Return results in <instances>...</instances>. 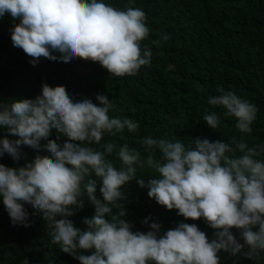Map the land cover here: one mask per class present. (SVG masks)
Segmentation results:
<instances>
[{
	"label": "clouds",
	"instance_id": "clouds-1",
	"mask_svg": "<svg viewBox=\"0 0 264 264\" xmlns=\"http://www.w3.org/2000/svg\"><path fill=\"white\" fill-rule=\"evenodd\" d=\"M5 13L18 21L10 29L13 46L32 57L33 65L40 57L65 65L79 57L123 76L151 63L152 50L141 43L151 29L139 7L122 9L106 0H0V18ZM168 39L169 34L162 35ZM217 92L208 104L225 108L240 132L251 133L257 106L222 86ZM95 100H76L63 87L43 83L34 99L0 102V130L18 137L0 135V157L7 153L21 159L20 145L48 154L19 167L0 163V202L14 226H32L26 205L31 206L46 220L52 241L80 264H220L222 250L251 259L264 253V143L249 146L235 137L232 144L200 137L185 143L146 136L143 155L127 144L119 147L117 167L109 158L114 143L93 145H100L105 133L136 132L139 123L110 116L113 103L106 94L98 93ZM203 120L211 129L221 124L216 111H207ZM53 133L59 134L57 140L67 139L42 148ZM145 168L155 173L147 183L137 176ZM133 179L158 204L186 219L203 218L215 238L187 222L160 234L161 224L149 223L150 217L143 221L150 230L133 231L122 218L121 203L126 198L122 187ZM83 196L95 212L84 218L82 231L69 217L83 208ZM113 206L122 210L113 212Z\"/></svg>",
	"mask_w": 264,
	"mask_h": 264
},
{
	"label": "trees",
	"instance_id": "trees-1",
	"mask_svg": "<svg viewBox=\"0 0 264 264\" xmlns=\"http://www.w3.org/2000/svg\"><path fill=\"white\" fill-rule=\"evenodd\" d=\"M122 9L139 7L146 13V24L151 31L142 40V47L152 50L151 63L141 66L134 75L116 76L109 73L99 62L77 57L70 65L40 57L33 65V59L22 48L11 41L10 29L14 21L9 13L0 18V102L10 103L12 99L32 98L41 94L43 83L52 87L61 86L74 99L91 98L94 103L98 93H104L112 100L109 115L129 117L138 121L136 132L127 129L115 135L105 133L100 147L105 142L116 145L109 157L117 167L120 161L116 155L120 146L127 144L144 154L142 140L146 136L180 139L190 143L192 138H208L210 141L225 140L232 144L233 138L243 139L249 146L264 143V0H106ZM169 39L162 40V35ZM154 41H160L154 43ZM59 55L58 53H55ZM233 90L253 102L257 118L251 125V133H242L235 127L236 118L226 116L222 106L208 104V97L217 95L219 87ZM216 111L221 124L209 128L203 116L207 111ZM0 135L9 139L18 137L0 130ZM53 133L49 141H42V148L48 142L63 144L67 139ZM234 146V145H233ZM22 158L13 160L7 153L0 157V163L9 167L23 166L35 156H47L42 149L20 145ZM239 154V153H237ZM264 158V154L261 155ZM155 173L147 168L138 169L145 183ZM100 184L96 195L101 197ZM126 198L121 202L133 231L147 232L149 225L161 224L160 234L174 228L179 222L196 223L213 239L215 230L203 218L192 220L177 214L176 209H167L147 195V187H140L136 179L122 187ZM83 208L74 210L69 217L74 226L82 231L87 225L85 217L94 215L95 208L86 196ZM31 217V227L14 226L3 203L0 202V264H80L74 256L61 250L49 234L42 214L35 213L26 205ZM113 206V212L121 211ZM238 236V232L233 229ZM79 252V250H78ZM78 254V253H77ZM90 254V253H85ZM220 264H264V253L257 258L226 251L218 253Z\"/></svg>",
	"mask_w": 264,
	"mask_h": 264
}]
</instances>
